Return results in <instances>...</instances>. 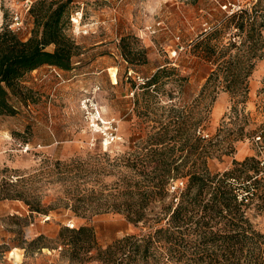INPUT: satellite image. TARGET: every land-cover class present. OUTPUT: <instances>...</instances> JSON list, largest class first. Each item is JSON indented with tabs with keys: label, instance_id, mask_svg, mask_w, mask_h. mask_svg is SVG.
<instances>
[{
	"label": "rangeland",
	"instance_id": "1",
	"mask_svg": "<svg viewBox=\"0 0 264 264\" xmlns=\"http://www.w3.org/2000/svg\"><path fill=\"white\" fill-rule=\"evenodd\" d=\"M27 1L36 0H0V31L7 28L22 40L31 37L33 18L25 8ZM260 1L77 0L68 33L82 53L73 68L65 71L45 65L31 81L28 74L20 89L10 92L14 113L0 115V186L19 182L16 190L44 210L32 212L22 199H0V264H104L70 259L67 246L58 239L64 228L91 227L103 247L126 236L146 234L143 224L129 221L123 213L80 216L66 203L89 194L116 192L136 171L155 167L151 136L161 128L171 131L169 138L178 135L174 141L167 140L176 144L173 166H196V157L185 164L186 153L180 149L178 138L187 124H193L192 130L196 127L197 135L212 140L211 145L227 136L231 140V131L243 130L232 152L216 153L208 166L219 173L232 169L235 161L249 160L248 175L254 178L241 182L253 187L254 180L259 181L262 192L250 214L264 233V50L256 60L248 100L239 105V116L231 112L227 92L221 91L213 101L211 97L197 101L216 68L204 58L199 44L209 41L218 51L228 48L235 32L228 18ZM16 15L23 23L19 29L13 21ZM156 26L159 29L152 34L150 28ZM122 38L145 49L147 62L129 64ZM165 66L189 76L187 87L182 91L166 84L156 97L145 94V83L138 77L147 80ZM114 70L115 79L110 74ZM96 86L99 90L94 92ZM88 97L95 98L104 120L113 123L110 130H117L109 145L82 109ZM185 185L184 179L175 181L168 192Z\"/></svg>",
	"mask_w": 264,
	"mask_h": 264
},
{
	"label": "trees",
	"instance_id": "2",
	"mask_svg": "<svg viewBox=\"0 0 264 264\" xmlns=\"http://www.w3.org/2000/svg\"><path fill=\"white\" fill-rule=\"evenodd\" d=\"M76 3L77 0L33 2L29 11L33 29L28 40H22L7 28L0 31V115L14 113L9 102L10 92L19 90L28 74L45 65L65 71L73 68L74 60L82 53V47L68 33ZM228 24L235 31L228 48L218 51L209 41L199 44L204 58L216 68L197 101L203 103L210 97L213 101L221 91L227 92L233 104L231 112L239 116V105L248 100L249 79L256 60L262 58L264 50V2L261 0L251 8L232 13ZM52 46L54 49L49 50ZM121 47L129 64L147 62L146 50L132 45L128 38H122ZM233 48L235 52H231ZM188 83L189 76L165 66L148 78L142 89L146 90L145 94L156 97L166 84L183 91ZM192 127L193 124H187L178 139L181 151L186 153L185 164L196 157V166H173L176 144L167 140L174 141L178 135L169 138L171 131L161 128L151 136L156 146L152 150L157 158L155 167L136 171L116 192L89 194L66 203V207L80 216L108 211L123 213L129 221L143 224L148 230L146 234L126 236L103 247L91 227L64 228L58 239L67 246L65 252L70 259L99 260L104 264L125 261L132 264L149 261L153 264H264V233L256 227L250 214L254 199L260 197L262 190L257 179L253 187L242 185L254 178L248 175L249 160L235 161L232 169L219 173H213L208 166L216 153L232 152L243 130L231 131V140L227 136L211 145L212 140L197 135L196 127L193 130ZM180 179L186 180L185 187L169 194V186ZM18 184L1 185L0 199H22L32 212H43L38 204L16 190Z\"/></svg>",
	"mask_w": 264,
	"mask_h": 264
},
{
	"label": "built area",
	"instance_id": "3",
	"mask_svg": "<svg viewBox=\"0 0 264 264\" xmlns=\"http://www.w3.org/2000/svg\"><path fill=\"white\" fill-rule=\"evenodd\" d=\"M31 2L27 1L25 4V8L27 9V11L29 12L31 7H32ZM224 8H227V6H224ZM14 25L15 27H17L18 29L22 27L23 23H22V19L19 15H16L14 18ZM159 28H161V23H159L157 25ZM157 26L153 29L150 28V31L152 34H155L157 29ZM138 80L141 83H146V81H148V79L146 80L145 78H141L138 77ZM99 90V86H96V88L94 89V92ZM82 109L85 111L87 118H91L92 123H93V129L98 132L100 135H102L104 137V140H109V141H114L116 139V129L115 130H110L113 128V123L111 122H106L104 120V118L101 115V112L99 110V106L95 101L94 97H88L86 100H84L83 104H82ZM106 125H111V126H106ZM258 141H263V137L258 136ZM25 149L28 150L29 146L28 144L25 145ZM174 189H176V187H173Z\"/></svg>",
	"mask_w": 264,
	"mask_h": 264
},
{
	"label": "crops",
	"instance_id": "4",
	"mask_svg": "<svg viewBox=\"0 0 264 264\" xmlns=\"http://www.w3.org/2000/svg\"><path fill=\"white\" fill-rule=\"evenodd\" d=\"M41 69H42V68H39V69L35 70L34 72H32V73L30 74V76L28 77L29 81L35 79L36 74H37L38 71L41 70Z\"/></svg>",
	"mask_w": 264,
	"mask_h": 264
},
{
	"label": "bare ground",
	"instance_id": "5",
	"mask_svg": "<svg viewBox=\"0 0 264 264\" xmlns=\"http://www.w3.org/2000/svg\"><path fill=\"white\" fill-rule=\"evenodd\" d=\"M110 74H111V77L113 78V79H115L114 77H116V71L114 70L113 71V73L112 72H110ZM110 144V142H109V140H106V145H109Z\"/></svg>",
	"mask_w": 264,
	"mask_h": 264
}]
</instances>
